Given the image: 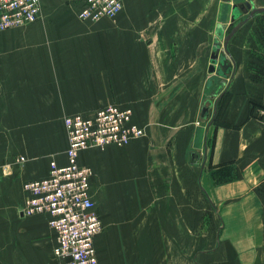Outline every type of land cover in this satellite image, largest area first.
Segmentation results:
<instances>
[{
	"label": "crops",
	"instance_id": "1",
	"mask_svg": "<svg viewBox=\"0 0 264 264\" xmlns=\"http://www.w3.org/2000/svg\"><path fill=\"white\" fill-rule=\"evenodd\" d=\"M215 17L216 0H123L113 18L83 21L72 10L43 9L38 21L0 31V128L7 129L9 113L21 115L9 119L22 131L15 135L27 157L21 178L41 179L51 160L66 162L65 116L110 104L131 108L142 139L123 151L109 147L97 160L91 149L79 156L100 169L103 199L120 194L126 172L132 181L144 165L151 194L144 202L154 203L152 210L165 211L168 202L190 209L184 224L192 226L205 224L201 211L217 216L207 218L209 227L217 225L213 236L208 230L215 264H264V63L253 56L251 28L243 25L230 42L225 106L210 126L198 124L216 47V25L200 19ZM20 208L21 221L10 225L20 264H41V254L51 264L56 232L48 217L29 218ZM7 240L8 223L0 220V264H8Z\"/></svg>",
	"mask_w": 264,
	"mask_h": 264
},
{
	"label": "rangeland",
	"instance_id": "2",
	"mask_svg": "<svg viewBox=\"0 0 264 264\" xmlns=\"http://www.w3.org/2000/svg\"><path fill=\"white\" fill-rule=\"evenodd\" d=\"M246 1L247 0H216L215 19H200V25L205 27H207V23H210V26L213 24L216 25V47L214 51L215 54L218 55L215 62L211 60V64L214 63L216 65V70L210 71L209 68L208 75L210 80L207 83V90L203 96L201 118L197 121L198 124L202 123V126H207V124L210 126L213 115L217 113V110H222L225 106L226 98L224 100L223 97L225 90H227L229 86L230 75L233 73V64H231L229 71L220 73L218 70L221 66L220 57L222 54L226 55V57L230 55V53L232 54V45H230L231 40L227 46V54L224 40L232 28L240 21L244 20L251 12L252 9L246 6ZM254 3L257 8L264 7V0L254 1ZM80 5V1L77 0H53L45 3L44 0H40V10L36 20L0 29V31L38 21L43 9L72 10L77 13L80 20L92 22H97L104 17L113 18L123 9L122 7L115 15H105L97 20H91L84 19L80 16ZM235 5H237V8L234 9ZM243 25L251 28L246 36L249 37L248 44L251 49H253V56L257 57L260 63H264V13L253 16ZM216 72H219L220 76L215 75ZM259 72L261 75L264 74V65L259 68ZM259 113L264 116L263 107L259 108ZM16 117H21V115L9 113L6 125L7 129L4 128V125L2 129L0 128V140L2 141V143H0V220L2 222L6 220L8 223V264H20L22 260L12 245L14 236L10 229V225L11 223L21 221V219L17 218V208L22 207L26 200L24 184L28 181L25 178H21L19 174L27 162V157L24 154L25 146L19 142L16 144L15 135L16 133H22V131L16 129L9 120L10 118ZM17 123L19 122L16 121L15 124ZM144 135L133 139L131 142L142 139ZM131 142L124 145L112 144L105 148H90L91 150L89 151L93 153L92 159L94 160L97 156L101 158V154L107 151L106 149L109 147L117 151H123ZM131 150L135 151L136 149ZM18 156L24 157V160L20 159ZM142 163L141 161L140 164ZM95 165L89 164L88 166L91 167L93 171L90 190L93 195L91 194V196H94L93 199L97 200L99 204L104 225L103 229L97 234L95 240L100 264H197L198 262L200 263V261L203 264H215V259L213 257L209 258L208 256L210 249L209 245L211 244L208 243V230H211L210 233L213 236L216 232L217 225L209 227L207 225V218H211V216L212 218H217V216L211 213L208 215L206 210L201 211V214H203L200 215L201 218L203 217L201 221H203V223L205 222V224L202 225L201 223V226H192L190 224H184L186 221H191L190 218L192 216L190 209H177L174 208L173 203L168 202L167 210H152L151 208L154 206V203L148 204L144 202L146 196H148V198L151 196L150 172L143 168L144 165H141L142 168H140L139 171L137 170L138 172L132 178V181L130 179L131 174H128L130 172H126L129 177L125 178L123 181L125 185L121 187L122 192L120 194L112 193L110 194L111 200H108L107 196L103 199L102 195L97 191L96 179L100 174V169L97 170V165ZM106 181H108V179H105V182ZM115 181L117 184L122 182L119 180ZM24 194L25 198L23 201ZM171 196L173 198L175 197V195L169 194L168 198ZM163 197L166 196L163 195ZM138 199L144 202H140L138 204L140 206L135 202ZM20 204L22 205L20 206ZM184 205H186V203H184ZM163 212L166 216L162 215ZM152 214H154L156 218H153L151 216ZM38 215H45L47 217L46 214L24 216L31 218L32 216ZM162 217L165 218L162 219ZM153 221H165L167 224H147ZM194 237H196V241H194ZM41 257V264H43L45 255L41 254ZM24 262L27 264H38L34 261H30V259Z\"/></svg>",
	"mask_w": 264,
	"mask_h": 264
},
{
	"label": "built area",
	"instance_id": "3",
	"mask_svg": "<svg viewBox=\"0 0 264 264\" xmlns=\"http://www.w3.org/2000/svg\"><path fill=\"white\" fill-rule=\"evenodd\" d=\"M75 1V0H67ZM80 16L97 20L115 15L122 0H77ZM40 0H0V29L37 19ZM68 146L66 162H50L48 175L24 184L26 200L23 215L46 214L56 232L51 264H99L95 238L104 225L91 196V167L82 165V150L124 145L145 134L133 119L131 108L110 104L91 114H72L64 118ZM24 160V157H20Z\"/></svg>",
	"mask_w": 264,
	"mask_h": 264
},
{
	"label": "water",
	"instance_id": "4",
	"mask_svg": "<svg viewBox=\"0 0 264 264\" xmlns=\"http://www.w3.org/2000/svg\"><path fill=\"white\" fill-rule=\"evenodd\" d=\"M246 6L251 8V12L248 14V16L240 21L238 24H236L232 30L228 33V35L225 37V40H224V46H225V49H226V54H227V46L230 42V40L232 39V37L234 36V34L238 31V29L245 23L247 22L249 19H251L253 16L257 15V14H261V13H264V7H259L257 8L255 6V3L253 0H247L246 1ZM237 8V5L234 6V9ZM218 58V55L217 54H214L212 56V62H215L216 59ZM220 62H221V66L218 68L219 71L223 72L224 71H229L230 69V64H229V61L227 60V57L226 55H222L220 57ZM216 70V65L214 63L211 64L210 66V71H215Z\"/></svg>",
	"mask_w": 264,
	"mask_h": 264
},
{
	"label": "bare ground",
	"instance_id": "5",
	"mask_svg": "<svg viewBox=\"0 0 264 264\" xmlns=\"http://www.w3.org/2000/svg\"><path fill=\"white\" fill-rule=\"evenodd\" d=\"M222 55H224V54H222ZM227 60H228V56H227ZM229 61V60H228ZM229 64L231 65V62L229 61ZM231 67V66H230ZM99 259V258H98Z\"/></svg>",
	"mask_w": 264,
	"mask_h": 264
}]
</instances>
